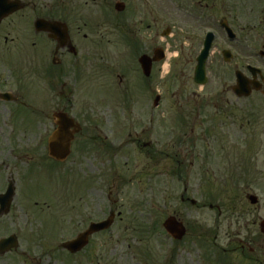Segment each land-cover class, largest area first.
Returning a JSON list of instances; mask_svg holds the SVG:
<instances>
[{
    "label": "flooded vegetation",
    "instance_id": "flooded-vegetation-1",
    "mask_svg": "<svg viewBox=\"0 0 264 264\" xmlns=\"http://www.w3.org/2000/svg\"><path fill=\"white\" fill-rule=\"evenodd\" d=\"M203 31L210 45L206 72L213 82L208 100L228 112L243 109L242 120L246 106L254 107L253 122L264 124V0H0V236L15 237L14 248L0 253V261L7 255L27 257L40 244V231L32 230L26 215L27 229L16 224V211L36 216L28 207L37 208L39 175L49 177L54 113L69 115V97L80 90L87 94L82 99L93 103L94 117L86 112L73 117L82 130L72 145L79 137L112 153L107 142L112 135L139 147L140 139H128L137 136L136 128L147 138L159 131L165 109L161 85L164 91L165 78L175 76L182 62L179 75L194 73ZM235 87L248 95L238 96ZM112 103L130 116L116 117ZM156 144L163 149L141 144L148 172L173 156L165 153V143ZM175 163L174 173L181 166ZM90 190L84 191L89 203L73 209L77 233L101 221ZM6 220L13 221L7 235ZM260 258L254 263L264 264Z\"/></svg>",
    "mask_w": 264,
    "mask_h": 264
},
{
    "label": "rangeland",
    "instance_id": "rangeland-1",
    "mask_svg": "<svg viewBox=\"0 0 264 264\" xmlns=\"http://www.w3.org/2000/svg\"><path fill=\"white\" fill-rule=\"evenodd\" d=\"M182 65L175 76L166 78L161 90L165 109L159 131L149 138L139 136L141 143L149 141L154 149H163L157 140L165 143V153L173 155L165 165L148 172L142 145L140 149L135 143L126 146L112 135L107 140L115 149L112 153L77 137L70 157L58 167L49 166L48 178L39 175L35 193L42 201L38 200V208L28 207L36 216L23 214L20 208L16 211V224L27 229L32 221V230L38 229L39 240L45 243L31 247L27 257L7 255L0 264H255L256 257L264 261V236L258 227L259 219L264 220V124L253 122L254 107L246 106L244 120L243 109L215 108L208 100L213 82L197 88L190 72L179 75ZM87 93L90 96L92 91ZM86 95L77 90L69 97V113L76 119L85 112L94 117L93 103L82 99ZM175 161L181 162L179 178L172 175ZM89 188L97 218L104 219L114 209L121 212V220L107 233L92 237L82 253L69 256L57 245L78 231L73 209L89 203L84 192ZM182 194L196 205L180 202ZM248 194L257 197L256 206L249 204ZM45 202L49 209L40 204ZM210 203L220 208L221 215L208 208ZM172 215L187 229L175 243L161 228ZM149 218L154 219L152 226ZM138 222L148 234L135 226ZM4 224L10 234L13 221ZM242 245L246 246L243 256Z\"/></svg>",
    "mask_w": 264,
    "mask_h": 264
},
{
    "label": "water",
    "instance_id": "water-1",
    "mask_svg": "<svg viewBox=\"0 0 264 264\" xmlns=\"http://www.w3.org/2000/svg\"><path fill=\"white\" fill-rule=\"evenodd\" d=\"M206 58V49L202 52L201 56L198 59V67L195 75V82L198 84H205V76H204V62ZM57 125L58 129L51 137L49 141V155L56 159L57 161H62L66 158L69 152V144L72 140V135L69 132V127H73L71 120L67 119L64 115H57ZM252 204L256 203V199L254 197L249 198ZM108 223H104L101 225L94 226L92 230H99L105 228ZM165 227L172 233L177 234V238H181L184 234V230H179V225H177L174 219L167 220L165 223ZM8 242H5L7 244ZM86 244V235H81L76 240L65 244L64 246L69 249L71 252L78 251Z\"/></svg>",
    "mask_w": 264,
    "mask_h": 264
}]
</instances>
